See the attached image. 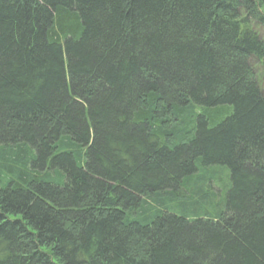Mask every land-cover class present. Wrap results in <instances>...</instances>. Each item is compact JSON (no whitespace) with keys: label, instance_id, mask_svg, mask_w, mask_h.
Here are the masks:
<instances>
[{"label":"trees","instance_id":"16d2710c","mask_svg":"<svg viewBox=\"0 0 264 264\" xmlns=\"http://www.w3.org/2000/svg\"><path fill=\"white\" fill-rule=\"evenodd\" d=\"M257 26L264 0H0V264H264Z\"/></svg>","mask_w":264,"mask_h":264},{"label":"rangeland","instance_id":"374dc122","mask_svg":"<svg viewBox=\"0 0 264 264\" xmlns=\"http://www.w3.org/2000/svg\"><path fill=\"white\" fill-rule=\"evenodd\" d=\"M255 31L262 38H264V29L263 28H261L260 26H257V27H255ZM251 64H252V68L254 70L255 75L259 78L263 73V69L260 67V65L255 60H252Z\"/></svg>","mask_w":264,"mask_h":264}]
</instances>
